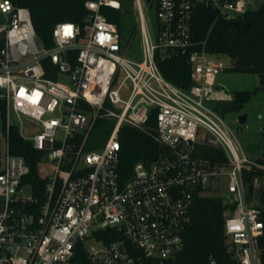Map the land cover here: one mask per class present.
Instances as JSON below:
<instances>
[{
  "label": "built area",
  "instance_id": "obj_1",
  "mask_svg": "<svg viewBox=\"0 0 264 264\" xmlns=\"http://www.w3.org/2000/svg\"><path fill=\"white\" fill-rule=\"evenodd\" d=\"M255 0H133L140 54L129 56L116 24L92 0L85 24L61 22L54 45L39 41L29 8L0 0V98L5 147L0 150V264H182L184 233L196 195L223 199L225 251L200 264H264V205L254 193L253 161L245 156L219 106L234 95L208 81L229 69L222 54L193 50L191 19L201 2L227 20ZM189 57L192 85L168 81L156 51ZM54 65L49 77L43 60ZM156 115L164 151L139 161L125 177L119 139L123 125L142 129ZM99 119L115 122L108 139L87 149ZM41 154L39 184L24 156L11 153L10 129ZM223 160L198 155V146Z\"/></svg>",
  "mask_w": 264,
  "mask_h": 264
},
{
  "label": "trees",
  "instance_id": "obj_2",
  "mask_svg": "<svg viewBox=\"0 0 264 264\" xmlns=\"http://www.w3.org/2000/svg\"><path fill=\"white\" fill-rule=\"evenodd\" d=\"M18 7L29 8L33 25L39 41L46 47H52L54 40L52 32L56 24L74 22L85 24V18L92 11L86 3L92 0H11ZM120 8L102 6L101 13L116 24L121 34L124 46H131L139 32L137 13L133 0H120ZM155 9L154 0H146ZM150 9V10H151ZM157 21L155 25L157 26ZM191 35L193 50L205 48L210 53L222 54L231 58L232 64L228 70L240 73L264 74V5L257 9L248 8L240 19L227 20L219 15L217 8L204 3H197L191 19ZM157 65L164 77L173 84L187 89L192 85V65L189 57L179 52L167 55L164 49L156 51ZM43 65L49 77L54 68L49 58L43 60ZM239 90L233 93L231 102L221 104L219 110L225 115L229 112H241L258 90ZM5 103L0 98V127L5 130ZM115 122L109 119H99L90 132L86 148H97L110 136ZM157 129L156 115L150 113L149 119L142 129L131 125H123L120 129L121 143L120 165L125 177L132 172L133 166L139 161L156 159L164 150L155 133ZM11 153L24 156L32 172L30 179L39 184L37 165L41 154L35 151L33 143L25 140L19 129H10ZM263 153L257 162L264 165V127L262 129ZM198 155L213 160H223L225 155L217 147L210 145L198 146ZM260 172L256 169L245 177L253 180ZM264 205V193L261 195ZM226 205L219 196L196 195L191 207L190 223L184 233L185 248L180 254L182 264H200L209 256H222L225 251L224 212ZM264 244V238L262 239Z\"/></svg>",
  "mask_w": 264,
  "mask_h": 264
},
{
  "label": "rangeland",
  "instance_id": "obj_3",
  "mask_svg": "<svg viewBox=\"0 0 264 264\" xmlns=\"http://www.w3.org/2000/svg\"><path fill=\"white\" fill-rule=\"evenodd\" d=\"M264 5V0H255L250 6L252 9H257ZM148 22L155 24L157 21V13L155 9L147 12ZM140 32L137 33L133 40L129 56L138 57L140 54ZM221 59L227 66H231L232 60L230 57L223 55ZM208 81L212 84L219 85L221 88L233 94L239 90H254L259 87V78L256 74L240 73L226 70L219 75L209 76ZM247 114L248 119L244 124H240L238 119L241 115ZM226 122L233 129L238 143L240 144L245 156L248 160L253 161L252 169H256L260 173L254 176L257 183L254 187V193L261 195L264 193V165L257 162V159L263 153L262 129L264 127V90L260 89L256 92L252 100L246 104L241 112H229L225 115ZM5 147V138L2 135L0 127V150Z\"/></svg>",
  "mask_w": 264,
  "mask_h": 264
},
{
  "label": "water",
  "instance_id": "obj_4",
  "mask_svg": "<svg viewBox=\"0 0 264 264\" xmlns=\"http://www.w3.org/2000/svg\"><path fill=\"white\" fill-rule=\"evenodd\" d=\"M241 16L238 17V19H240ZM6 22V17L4 15V13H2V11L0 10V24H3ZM259 78V85L264 87V74H259L258 75ZM248 116L247 114H243L239 117L238 121L240 124H244L247 122Z\"/></svg>",
  "mask_w": 264,
  "mask_h": 264
}]
</instances>
